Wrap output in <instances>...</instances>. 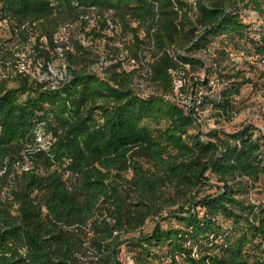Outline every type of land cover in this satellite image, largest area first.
<instances>
[{"label":"trees","instance_id":"trees-1","mask_svg":"<svg viewBox=\"0 0 264 264\" xmlns=\"http://www.w3.org/2000/svg\"><path fill=\"white\" fill-rule=\"evenodd\" d=\"M3 22L45 74L0 54V264H264V128L198 121L264 95V0H0ZM232 52L252 75L221 73ZM178 67L205 71L189 108Z\"/></svg>","mask_w":264,"mask_h":264},{"label":"rangeland","instance_id":"rangeland-1","mask_svg":"<svg viewBox=\"0 0 264 264\" xmlns=\"http://www.w3.org/2000/svg\"><path fill=\"white\" fill-rule=\"evenodd\" d=\"M244 19L249 22H252L255 26H257L260 22H262L261 18L252 10L245 11ZM73 30H75V28H73ZM64 31L62 29L57 34V36L61 37L62 35L61 33ZM8 36L9 33L7 31L6 23L5 22L0 23V54H5L4 56H6V60H5L6 65L11 67V61L13 60V58L19 56V58H21L17 61V66L19 70H27L28 72H31L35 76H40V77L44 76L45 73L41 71L39 65H37L35 68L32 69V67H28V63L24 60L25 54L29 49V45L22 43L20 40L15 41L14 45H12L13 42L7 39ZM80 37L84 44L87 45L92 44V48L95 50V52L102 54L104 49L102 42H100L99 39L95 41H91L92 39L88 40L84 36V34H80ZM9 51L10 54L7 53ZM11 52H14V54L11 55ZM199 55H202L209 62V65L211 66L208 85H211L214 89L217 90L218 87L221 86V81L217 79L220 76H218L219 72L216 71V69L218 68H215L214 63H212V56L204 53L203 51H201ZM28 62H30V58L28 59ZM60 62L61 61L59 58L54 59V61L50 66L53 71H58ZM99 64H100L99 62L95 63L96 67L99 66ZM127 67L130 70L136 69L137 64L130 62L129 64H127ZM233 67L244 69L246 70L247 75H252V72H250V67L246 63V60L242 59V57L232 52L229 54L228 58L221 60V64L219 68L221 69L222 74L224 73L227 74L228 72H231V69ZM0 70L2 73L5 72L3 66H0ZM138 74H139L138 72L135 73L133 78L134 81L136 83L141 82L143 84V88H146L148 82L146 80H143L141 76H139ZM183 76L186 80L187 92H189L190 89H194L195 92H198V90H201L203 92H208V89L203 87V85H200L198 83L194 85L192 82L194 80L198 81L200 78L205 77V71L203 70V68H198L195 70L185 69ZM223 78L225 79V77ZM220 79H222V77H220ZM211 80H212V84L210 83ZM235 104L237 105V110L229 118L218 115L216 110L210 107H205L201 109L199 111V122L202 124L203 127L202 132L206 133L207 130L212 127H221L224 128L225 130L230 131L237 128L240 124L244 122H252L255 126L259 128H264L263 90L259 89L257 91H254L251 89L250 84H246L241 88L240 94L235 98ZM202 137H205V135H202ZM121 258L126 260V264H132L130 259V254L128 252H122Z\"/></svg>","mask_w":264,"mask_h":264},{"label":"built area","instance_id":"built-area-1","mask_svg":"<svg viewBox=\"0 0 264 264\" xmlns=\"http://www.w3.org/2000/svg\"><path fill=\"white\" fill-rule=\"evenodd\" d=\"M130 62L135 63V60L131 59ZM185 68H188V66L185 65ZM145 71L146 69L144 70L143 74L147 75V72L149 73V70H147V72ZM169 72L172 75V89L174 98L177 99L186 108H189V106H191L193 102L199 103L202 91L198 90V92H195L190 89V91L187 92L186 80L183 76L184 69L181 67L171 68L169 69ZM210 83L212 84V80L210 81ZM138 85L143 88V84L141 82H138Z\"/></svg>","mask_w":264,"mask_h":264}]
</instances>
